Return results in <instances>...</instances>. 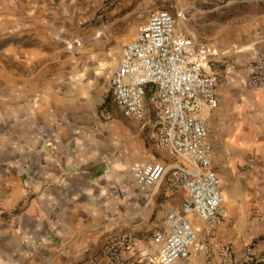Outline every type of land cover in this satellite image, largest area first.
<instances>
[{
    "label": "crops",
    "instance_id": "1",
    "mask_svg": "<svg viewBox=\"0 0 264 264\" xmlns=\"http://www.w3.org/2000/svg\"><path fill=\"white\" fill-rule=\"evenodd\" d=\"M72 1L0 0V86L11 88L0 98V207L13 212L11 219L0 220V264H109L101 248L116 238L127 241L121 254L126 264L154 258L160 245L153 242V231L185 198L164 181L150 193L133 178L134 170L152 157L162 164L175 161L147 139L153 121L147 101L144 119H129L139 122L135 128H123L117 136L99 126L91 134L81 119L86 86L93 89L94 83L76 80L74 86L73 79L46 76L56 60L47 56L63 51L45 46L46 40L55 38L54 24L72 17L77 21L80 8ZM202 3L198 12L206 16L209 30L197 34L199 41L191 38L196 48L216 59L233 51L239 59L244 51L253 59L264 54V0ZM114 13L116 7L105 15ZM142 22V16L133 19L124 38L132 40ZM215 83L217 106L200 110L225 209L213 232L241 260L250 250L264 253V85L249 89L243 80L245 89L235 95ZM109 108L108 115L128 119L114 102ZM190 220L198 239H207L205 224L195 216ZM221 261L219 246L211 243L208 253L175 264Z\"/></svg>",
    "mask_w": 264,
    "mask_h": 264
},
{
    "label": "built area",
    "instance_id": "2",
    "mask_svg": "<svg viewBox=\"0 0 264 264\" xmlns=\"http://www.w3.org/2000/svg\"><path fill=\"white\" fill-rule=\"evenodd\" d=\"M195 42L177 31L176 20L167 10L151 11L122 50L119 63L110 78V94L120 113L128 119L145 117V101L151 107L153 121L147 139L155 150L175 158L172 163L151 160L133 172L136 184L152 193L161 182L172 192L182 191L180 209L169 211L163 227L152 233L159 244L158 255L137 264H175L200 253H208L213 243L222 253L221 264H264V253L249 251L236 259L230 244L221 245L214 234L225 218L221 206V181L212 167L213 151L203 106H217L215 77L207 72L209 51L196 48ZM264 85V54L253 61L245 86ZM199 218L208 237L199 240L190 217ZM219 244V245H218ZM124 239H110L101 248L109 264H126L122 252Z\"/></svg>",
    "mask_w": 264,
    "mask_h": 264
},
{
    "label": "rangeland",
    "instance_id": "3",
    "mask_svg": "<svg viewBox=\"0 0 264 264\" xmlns=\"http://www.w3.org/2000/svg\"><path fill=\"white\" fill-rule=\"evenodd\" d=\"M127 1L128 5L123 7L122 0H73L72 7L80 8L77 21L72 17L71 21L65 20L54 24L57 29V32H54L56 36L54 39L46 40L45 46H57L63 50L60 55L47 56L48 60L56 57L52 70L45 72L47 77L51 76L52 79L63 81L73 79L74 86L79 81L85 86L90 81L95 85L93 89L86 86L88 101L81 119V126L91 134L96 132L94 130L97 127L104 126L110 127L119 136L121 129H132L135 128L134 123L137 125L139 123L121 116L115 118L108 115L105 109L100 110L106 97L113 106L108 78L121 57L122 47L130 40V37L124 38V34L133 19L142 16L145 21L151 11L167 10L174 16L177 29L189 38L196 37L198 40L197 34H208L206 16L198 12L203 4L202 0ZM115 7L117 13L105 15L109 8ZM119 16L123 17L117 20ZM244 53L241 59L235 51L231 55H220L217 59L210 54L207 59V72L215 77L226 93L238 95L240 89H245L242 82L246 79L254 59L247 54V51ZM10 90L11 88L0 86V98L6 95L7 91L10 93ZM109 110L113 111V108L110 107ZM143 143L145 152L146 148L148 149L145 138ZM18 207L19 205L14 210L17 211ZM0 210L2 211L1 207ZM12 216L13 212H0L2 221H7Z\"/></svg>",
    "mask_w": 264,
    "mask_h": 264
},
{
    "label": "trees",
    "instance_id": "4",
    "mask_svg": "<svg viewBox=\"0 0 264 264\" xmlns=\"http://www.w3.org/2000/svg\"><path fill=\"white\" fill-rule=\"evenodd\" d=\"M109 104H110L109 98L106 97L103 104L100 107V110H104V109L107 110L109 108Z\"/></svg>",
    "mask_w": 264,
    "mask_h": 264
}]
</instances>
